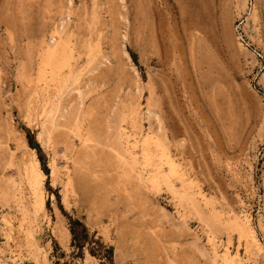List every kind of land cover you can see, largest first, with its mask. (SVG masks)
I'll list each match as a JSON object with an SVG mask.
<instances>
[{
    "label": "rangeland",
    "instance_id": "1",
    "mask_svg": "<svg viewBox=\"0 0 264 264\" xmlns=\"http://www.w3.org/2000/svg\"><path fill=\"white\" fill-rule=\"evenodd\" d=\"M0 264H264V0H0Z\"/></svg>",
    "mask_w": 264,
    "mask_h": 264
},
{
    "label": "bare ground",
    "instance_id": "2",
    "mask_svg": "<svg viewBox=\"0 0 264 264\" xmlns=\"http://www.w3.org/2000/svg\"><path fill=\"white\" fill-rule=\"evenodd\" d=\"M164 2V1H163ZM168 4V3H167ZM177 6V5H176ZM168 7V6H167ZM148 138V137H147ZM157 142V141H156ZM146 148V147H145ZM134 157V156H133ZM150 159V158H149ZM30 160V159H29ZM28 160V161H29ZM31 161V160H30ZM26 164V163H25ZM26 167L25 177L27 176L28 181L35 193V205L39 209H44L45 206V197H44V174L39 167L37 161L33 160L31 163ZM167 164V163H166ZM27 165V164H26ZM168 172V171H167ZM172 172V171H170ZM176 173V172H174ZM172 173V174H174ZM165 175V174H164ZM175 175V174H174ZM167 176V175H166ZM164 176V177H166ZM176 177V176H175ZM169 179V177H168ZM33 193V192H32ZM34 208V207H33ZM40 212V211H39ZM244 226V224H243ZM246 227V226H245ZM244 227V228H245ZM248 232V231H247ZM248 234V233H247ZM252 236V235H251ZM254 236V235H253ZM255 237V236H254ZM256 241V240H254ZM258 249V248H257Z\"/></svg>",
    "mask_w": 264,
    "mask_h": 264
},
{
    "label": "trees",
    "instance_id": "3",
    "mask_svg": "<svg viewBox=\"0 0 264 264\" xmlns=\"http://www.w3.org/2000/svg\"><path fill=\"white\" fill-rule=\"evenodd\" d=\"M26 136H27V139H28V144L32 148H35L36 144L33 142L32 135L27 131ZM39 159L41 161L40 157H39ZM71 223H72V225H71L70 231H71V234L73 236V239L77 240V246H81L80 239L87 238L86 228L80 222H78L77 220H75L74 222H71ZM76 225H79L81 227V230H80V232L82 231L81 234H79L77 232V228H75ZM108 251L110 252L111 249H109Z\"/></svg>",
    "mask_w": 264,
    "mask_h": 264
}]
</instances>
